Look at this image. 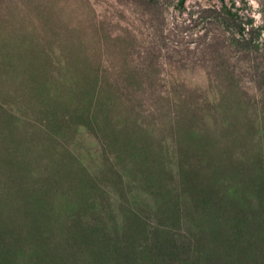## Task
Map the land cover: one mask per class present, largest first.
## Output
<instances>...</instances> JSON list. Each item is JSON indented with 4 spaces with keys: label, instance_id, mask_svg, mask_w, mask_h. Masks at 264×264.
<instances>
[{
    "label": "rangeland",
    "instance_id": "1",
    "mask_svg": "<svg viewBox=\"0 0 264 264\" xmlns=\"http://www.w3.org/2000/svg\"><path fill=\"white\" fill-rule=\"evenodd\" d=\"M257 4L0 0V264H264Z\"/></svg>",
    "mask_w": 264,
    "mask_h": 264
},
{
    "label": "trees",
    "instance_id": "2",
    "mask_svg": "<svg viewBox=\"0 0 264 264\" xmlns=\"http://www.w3.org/2000/svg\"><path fill=\"white\" fill-rule=\"evenodd\" d=\"M184 0H178V5L183 6ZM210 14L208 16L214 17H223L224 20L222 23L225 25L226 29L231 30V45H234L239 51H242L244 57H247L251 54V52L256 51L259 49V43H256L257 38L255 37V30L249 29L245 31V27L243 22L239 19V16L235 12H230L229 9L223 8L221 10H209ZM249 23V22H248ZM254 53V52H253ZM224 61V60H223ZM149 66L144 68V70H148ZM144 75V74H143ZM125 78V83L127 86H132L133 83H137L140 85V77H136L128 72ZM145 77H147L145 75ZM264 79V76H262ZM119 78L117 79V81ZM142 81V80H141ZM133 82V83H132ZM151 83V81H150ZM261 85L264 87V80L261 82Z\"/></svg>",
    "mask_w": 264,
    "mask_h": 264
},
{
    "label": "clouds",
    "instance_id": "3",
    "mask_svg": "<svg viewBox=\"0 0 264 264\" xmlns=\"http://www.w3.org/2000/svg\"><path fill=\"white\" fill-rule=\"evenodd\" d=\"M249 3L253 5V7H259V5L257 4V0H249ZM256 20L259 23L260 22V17L259 15H256Z\"/></svg>",
    "mask_w": 264,
    "mask_h": 264
}]
</instances>
